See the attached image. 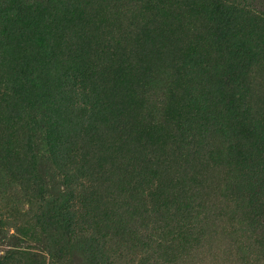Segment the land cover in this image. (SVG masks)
<instances>
[{"label": "rangeland", "instance_id": "obj_1", "mask_svg": "<svg viewBox=\"0 0 264 264\" xmlns=\"http://www.w3.org/2000/svg\"><path fill=\"white\" fill-rule=\"evenodd\" d=\"M0 264H264V0H0Z\"/></svg>", "mask_w": 264, "mask_h": 264}, {"label": "trees", "instance_id": "obj_2", "mask_svg": "<svg viewBox=\"0 0 264 264\" xmlns=\"http://www.w3.org/2000/svg\"><path fill=\"white\" fill-rule=\"evenodd\" d=\"M194 1H203V0H194Z\"/></svg>", "mask_w": 264, "mask_h": 264}]
</instances>
